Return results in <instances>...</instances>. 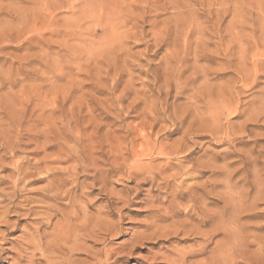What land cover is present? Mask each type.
<instances>
[{
  "label": "rangeland",
  "instance_id": "obj_1",
  "mask_svg": "<svg viewBox=\"0 0 264 264\" xmlns=\"http://www.w3.org/2000/svg\"><path fill=\"white\" fill-rule=\"evenodd\" d=\"M231 1L0 0V264H208L242 157L264 184V0ZM191 15L212 61L180 53ZM249 202L227 264H264Z\"/></svg>",
  "mask_w": 264,
  "mask_h": 264
},
{
  "label": "bare ground",
  "instance_id": "obj_2",
  "mask_svg": "<svg viewBox=\"0 0 264 264\" xmlns=\"http://www.w3.org/2000/svg\"><path fill=\"white\" fill-rule=\"evenodd\" d=\"M209 1H211V0H209ZM223 1H226V0H223ZM230 1V0H229ZM200 2H201V0H200ZM233 1H231L230 3H232ZM251 3V5L250 6H252V2H251V0H235V2H233V6H234V11L236 12H238V9H239V7L237 6H235V4H243V5H248L249 6V4ZM206 3V2H205ZM210 3V2H209ZM247 3H249V4H247ZM204 4V2L201 4V5H203ZM204 6V5H203ZM208 6H210V5H208ZM232 6V7H233ZM209 8V7H208ZM210 10V9H209ZM228 10H230V9H228ZM233 10V9H232ZM232 10H230V11H232ZM211 12V11H210ZM197 15V14H196ZM211 14H209V16H210ZM226 15V14H225ZM192 16V17H191ZM190 17H187L186 16V18H184V19H180V23H179V25L177 26V27H179V26H181V27H183L184 28V31H183V33H185V40H184V43L183 44H181V46L183 45L184 47H181L182 49H184L183 51H181L180 53H182L183 54V52H185V51H187L188 50V52H189V48H191L190 46H191V39L193 40V39H195V38H192V37H194L195 35L197 36H199L198 37V39H196V44L195 45H197V47L199 48L198 49V51L200 50V48H201V50H200V52H198V54H197V57L196 58H198V59H202V60H204V61H212V60H214L215 59V57H214V54L215 53H213V52H211V50L209 51V44H208V41L207 42H205L206 40L204 39V40H202L203 38H207V39H209V40H211V39H213V38H217L218 40H220V41H223L224 40V38H225V35H224V33H225V31L223 32L220 28H217L216 30H212V31H210L209 33L208 32H205L204 31V29L200 26V25H195V20L193 19V17H196L195 15L193 16V15H191ZM207 16V15H206ZM199 17V16H198ZM208 17V16H207ZM196 19H197V17H196ZM207 19H210V18H206V20ZM179 20V19H178ZM261 20V23H259V25L261 24V28H259V29H261V32H260V39L258 38L257 39V41L259 40V42H257L256 40V42H255V44L257 43V47H258V44H261L260 45V47L261 46H264V18L263 19H260ZM198 21V20H197ZM208 21V20H207ZM210 21V20H209ZM247 21V20H246ZM257 21V19L256 20H254V22H256ZM235 23V22H234ZM232 24H233V22H232ZM176 25V24H175ZM219 25V24H218ZM219 26H221V25H219ZM176 27V28H177ZM180 27V28H181ZM235 27V26H234ZM178 29V28H177ZM258 29V28H257ZM176 31V30H175ZM260 31V30H259ZM177 32V31H176ZM227 32H228V30H227ZM229 34H231V33H229ZM228 34V35H229ZM179 35H181V32H180V34ZM232 36V35H231ZM180 37V36H179ZM252 37V36H251ZM226 39V38H225ZM175 37H174V39H173V42H174V44L176 43V42H178V41H180L181 40V38H180V40H175ZM195 41V40H194ZM253 41V40H252ZM210 42V41H209ZM236 42V41H235ZM166 43V42H165ZM221 43V42H220ZM231 43V45H227V48L225 49V51H226V54H231V52L235 49L234 48V44L235 43H233V42H229V44ZM233 43V44H232ZM177 44H180V43H176V47L175 48H178L177 47ZM194 43H192V45H193ZM219 44V43H218ZM228 44V43H227ZM254 44V43H253ZM211 45V44H210ZM194 46V45H193ZM221 46H222V44H220V45H216V47H215V49H217V51H221ZM179 47V48H180ZM206 47L208 48V49H206ZM235 47H236V45H235ZM255 47V46H254ZM181 48H180V50H181ZM205 48V49H204ZM192 50H193V48H191ZM178 50V49H177ZM179 51V50H178ZM177 51V54L179 53ZM192 52V51H191ZM194 52V51H193ZM187 53V52H186ZM196 53H197V51H196ZM222 53V52H221ZM221 53H217L218 55L219 54H221ZM262 53V52H261ZM182 54H180V57H182L181 55ZM170 56H171V59H173V56L175 57L176 56V54H175V52H174V54H173V56L171 55V54H169ZM183 55H185V54H183ZM191 55H192V53H191ZM193 55H195V54H193ZM216 55V54H215ZM218 55H216V56H218ZM186 56H189V55H186ZM186 56H185V58H186ZM229 56V55H228ZM259 56H261V57H263L264 58V55L263 54H261V55H259ZM176 57H178V56H176ZM184 57V56H183ZM257 57H258V54H257ZM184 58V59H185ZM171 59H169L170 60V62L172 61ZM177 59V58H176ZM178 59H179V57H178ZM165 60H166V58H165ZM180 60L181 59H179V60H177V61H179L180 62ZM189 60V59H188ZM254 61V60H253ZM164 62V61H163ZM166 62V61H165ZM168 62V61H167ZM170 62H169V64H170ZM176 62V61H175ZM179 62H178V64H179ZM260 63L261 61H257V59H256V61H255V63ZM167 64V63H166ZM168 64V65H169ZM262 63H260V65H261ZM257 64H255V66H256ZM181 66V65H180ZM258 66V65H257ZM203 67H204V65H203ZM207 67V65L204 67V69L203 70H201L202 72V75H204V73H206L207 74V72L209 73V68H206ZM205 68L208 70H205ZM257 67H255V69H256ZM257 71H258V69H256ZM198 71V70H197ZM207 71V72H206ZM211 71V70H210ZM199 72H200V69H199ZM199 74V73H198ZM198 74H196V76L198 75ZM255 74V73H254ZM208 76V75H207ZM195 77V76H194ZM199 77V76H198ZM197 78V77H196ZM189 79V78H188ZM204 79V78H203ZM207 79V78H206ZM205 79V80H206ZM193 81H196V80H193ZM7 83H8V81H7ZM204 84H206V83H204ZM180 86V85H179ZM207 89V88H206ZM181 92V91H180ZM203 92V91H202ZM207 93V92H206ZM201 96H203V97H205L206 95H201ZM208 96V95H207ZM206 96V97H207ZM209 97V96H208ZM210 97H211V95H210ZM213 98V97H212ZM215 108V107H214ZM224 108V107H223ZM231 110H229V107H226V108H224V110L225 111H227V113H228V117H230V116H233V114L235 113V111L232 109V108H230ZM214 110L215 109H213V112H214ZM224 110H223V112H224ZM217 111H219V110H217ZM211 113V112H210ZM221 113V112H220ZM221 115V114H220ZM217 116H218V114H217ZM218 118V117H217ZM215 119H216V117H215ZM209 120H211V119H209ZM214 120V119H213ZM215 126V125H214ZM213 126V127H214ZM214 129H216V126H215V128ZM257 160L256 159H252L251 157H242V159H241V168L239 169V173L238 174H240L238 177H237V179H233V178H231V177H229L227 180H226V182H225V187L226 188H232V187H236V186H239V185H244V186H249V189L247 190V191H243L242 193H240L238 196H235L236 197V199H237V197H238V199H239V201H240V204H243V203H241L242 201L243 202H246L247 200H248V202H249V200H250V198H251V195H252V193H253V190H256L255 191V193H256V195L254 194V199L252 198V200L251 201H253L252 203H251V201L249 202V203H251L252 204V206L253 207H255L256 206V203L258 202V201H261V200H264V184L262 183L263 182V179L260 181L259 179L257 180V177H259V175L257 174H255L256 175V181L257 182H254L253 180H251L250 181V174L252 173V172H254L255 171V168L257 169ZM255 172H257V170L255 171ZM259 172V171H258ZM257 172V173H258ZM252 177H254L253 175H251ZM254 179V178H253ZM258 181H260V182H258ZM234 197V198H235ZM232 199V198H231ZM239 201H237L238 203H239ZM236 202V203H237ZM248 202H247V204H248ZM234 203V202H233ZM235 204V203H234ZM246 203H244V205H245ZM247 204H246V206H247ZM250 204V205H251ZM233 205V204H232ZM232 205H230L231 207H234V210L237 212V214H236V212H233L231 209H229L228 207H230V206H225L224 207V209L220 212V216H219V218L217 217V215H215L217 218H218V220H217V218H216V220H217V222L216 221H214V223H212V226H213V228H211L212 230H209L207 233H206V231H205V233H204V231H202V232H199L198 234H200V235H202L204 238H205V240H206V242H208V243H213L214 242V239L215 238H217V237H220V236H222L223 238H224V240H225V243H222L221 244V242H216L215 243V247L209 252L210 254V256H208L204 261H206V263H208V264H224L225 262H226V264H227V258H226V256L228 255V258H229V255H230V253L231 252H236V253H240V254H242V255H240V256H244V250H248V248H247V246H246V248L244 249V247H243V249L242 248H240V246H237L238 244H236V243H234V241H238V240H240L242 237H238L236 234H235V238L236 237H238L237 238V240H235L234 239V236L232 235V233H235L234 231L233 232H231L232 230H234V229H236V228H234L233 229V227L231 226V225H235V224H233V223H239V219H240V217H239V215L240 214H242L244 211H245V208H246V206H243V205H241V206H239V205H234V206H232ZM250 205H249V207H250ZM239 206V207H238ZM228 209H229V211L231 210V213L233 212V214L234 215H237V216H230L229 217V219L228 218H226V219H228V220H226V219H224L226 216H227V213L229 212L228 211ZM246 212V211H245ZM248 212V211H247ZM230 213V212H229ZM213 217V216H212ZM213 220H214V218H212ZM204 220V219H203ZM237 221V222H236ZM204 225H209V223H207V221H203L202 222ZM214 224V225H213ZM236 224V225H237ZM211 226V225H210ZM238 226V225H237ZM237 226H235V227H237ZM237 229H238V227H237ZM240 229V228H239ZM181 230V229H180ZM241 231V230H240ZM237 232V231H236ZM68 234V233H67ZM195 234V233H194ZM240 235V234H239ZM68 236V235H67ZM66 238V237H65ZM240 238V239H239ZM223 240V241H224ZM240 242V241H239ZM203 249V248H202ZM201 249V251L200 252H202L203 250ZM207 250V249H206ZM246 250V251H247ZM206 253H207V251H206ZM232 256H236V254H234V255H231V257ZM247 256V255H246ZM225 258H226V260H225ZM233 258V257H232ZM230 259V258H229ZM220 260H225V262H223L222 261V263H221V261ZM186 261V260H185ZM203 262V261H202ZM204 264H205V262H203ZM202 263V264H203ZM200 264V263H199Z\"/></svg>",
  "mask_w": 264,
  "mask_h": 264
}]
</instances>
